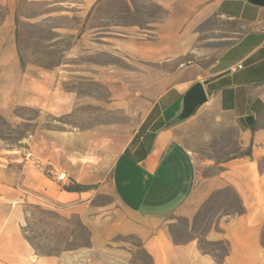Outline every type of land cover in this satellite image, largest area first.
Segmentation results:
<instances>
[{"label":"crops","instance_id":"crops-1","mask_svg":"<svg viewBox=\"0 0 264 264\" xmlns=\"http://www.w3.org/2000/svg\"><path fill=\"white\" fill-rule=\"evenodd\" d=\"M116 1L75 0L66 13L74 27L61 34L75 40L68 57L76 63H61L55 72L24 59L14 15L0 25L1 115L12 120L18 108L67 115L87 104L108 115L87 128L35 133L43 162L65 176L61 186L0 140V252L31 261L32 250L18 235L22 211L27 204L56 205L89 229L90 245L33 264H133L131 248L117 241L129 236L142 240L153 264H264V7L249 0H150L166 10L165 22L149 38L129 27L136 36L117 46ZM124 2L132 8V0ZM117 49L124 67L99 62L113 61ZM174 62L175 71L165 72ZM198 82L208 103L178 120L184 95ZM80 83L95 86V93L80 90ZM99 86L106 88L102 94ZM121 107L140 115L137 127H117L111 116ZM116 142H123L118 153ZM71 184L87 189L63 188ZM225 189L233 191L235 212L205 235L228 244L224 259L203 252L199 238L174 243L167 220L195 218Z\"/></svg>","mask_w":264,"mask_h":264},{"label":"rangeland","instance_id":"rangeland-1","mask_svg":"<svg viewBox=\"0 0 264 264\" xmlns=\"http://www.w3.org/2000/svg\"><path fill=\"white\" fill-rule=\"evenodd\" d=\"M149 1L132 0L131 9H128V3H125L124 0H117L114 3L116 8V13L113 16L116 25L114 32L117 46L120 42H123L124 38H127L126 36H134L130 34L129 27L143 29L145 38H149L152 37V29L165 22L168 17L166 10L158 6L154 7V4ZM74 4L75 0H0V25L5 24L14 15L12 26L16 30L17 42L24 59L37 64H45L55 72L60 69L61 63L69 60L76 63L75 57H68L71 56L70 51L75 40L65 33L61 34V30L74 27L70 17L66 14L74 9V7L71 8ZM122 53L117 49V55L113 61L111 58L107 59L106 57H100L98 60L100 63L114 62L118 67H124L127 62L120 56ZM184 63L187 64L186 59H182L178 64L181 68H184L187 66ZM167 70L175 71V62L172 67L165 65V72ZM167 85V82H165L164 86ZM86 86H88V89H86L88 94L95 93L92 90H95L96 87L94 86L93 89L90 84L80 83L79 89L83 90ZM55 87L56 85L53 86V89ZM73 87H77L75 83ZM133 87H136V85ZM104 89L106 88L99 86V93L102 94ZM116 89L119 92L124 88L122 84L117 83ZM148 89L150 90V86ZM133 107H135L134 104ZM123 110V107L117 108L116 114L111 116L115 119L117 127L119 125L131 128L137 127L140 115L124 114ZM77 112L67 115L60 113L45 115L38 109L18 108L15 110L12 120L0 114V140L20 150L23 155L25 154L27 160L37 167L43 168L53 182L61 186L65 181V177L61 180L60 176L64 174L43 162L42 151H37L33 145L35 133L43 128L57 132L66 129L65 126L87 128L101 123L108 116L103 114L104 112L101 109L93 108L92 104L85 105ZM122 143L116 142V153H118ZM64 187L76 186L71 184L69 186L64 185ZM104 201L101 198L99 203L102 204ZM108 201L116 210L120 211L114 198L110 197ZM53 206L50 209L41 205L27 204L24 211H22L24 219L18 235L23 240H21V243L26 242L32 250V260L21 257L18 252L17 257H13L16 252L5 251L4 254L0 252V264H33L37 262L39 257H59L69 250L90 245L91 232L82 225L80 219L74 214L69 215L61 212L56 205ZM236 207L233 191L225 189L213 194L195 218L187 219L171 216L167 220L166 227L174 243L175 241L185 243L194 238H199L200 247L202 246L205 251L214 253L217 257H222L225 254L227 245L225 243H210L206 241L205 235L222 215L235 212ZM12 234L15 235V232H12ZM117 241L131 248L133 264H153L144 243L138 237H122L118 238Z\"/></svg>","mask_w":264,"mask_h":264},{"label":"water","instance_id":"water-1","mask_svg":"<svg viewBox=\"0 0 264 264\" xmlns=\"http://www.w3.org/2000/svg\"><path fill=\"white\" fill-rule=\"evenodd\" d=\"M249 3L258 7H264V0H249ZM208 101L209 98L205 84L202 82L194 84L183 97L182 109L177 115V119L185 120L193 116Z\"/></svg>","mask_w":264,"mask_h":264},{"label":"trees","instance_id":"trees-1","mask_svg":"<svg viewBox=\"0 0 264 264\" xmlns=\"http://www.w3.org/2000/svg\"><path fill=\"white\" fill-rule=\"evenodd\" d=\"M65 190H67V191H82V190H85V189H87L86 187H81V186H76V187H68V188H64ZM224 242H221V243H215V244H223ZM226 244V243H225ZM227 245V249H226V251H225V254L222 256V257H217L216 255H214V253H211V252H208V251H205V249L204 248H202V246H201V250L203 251V252H205V253H208V254H210V255H212V256H215L216 258H218L219 260H223L224 259V257L228 254V252H229V249H228V244H226Z\"/></svg>","mask_w":264,"mask_h":264},{"label":"built area","instance_id":"built-area-1","mask_svg":"<svg viewBox=\"0 0 264 264\" xmlns=\"http://www.w3.org/2000/svg\"><path fill=\"white\" fill-rule=\"evenodd\" d=\"M183 66H184V65H183ZM239 68H242V66H240ZM235 70H236V69H235V68H233V71H235ZM64 177H65L64 175H61V176H60V179H61V180H63V179H64Z\"/></svg>","mask_w":264,"mask_h":264}]
</instances>
